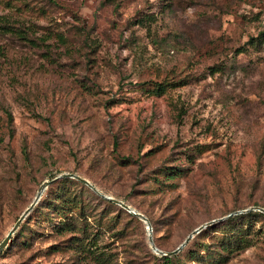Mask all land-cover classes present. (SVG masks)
<instances>
[{"label":"rangeland","instance_id":"1","mask_svg":"<svg viewBox=\"0 0 264 264\" xmlns=\"http://www.w3.org/2000/svg\"><path fill=\"white\" fill-rule=\"evenodd\" d=\"M0 264H264V0H0ZM102 194V195H101ZM229 214H231L229 216ZM169 256V255H168Z\"/></svg>","mask_w":264,"mask_h":264},{"label":"water","instance_id":"2","mask_svg":"<svg viewBox=\"0 0 264 264\" xmlns=\"http://www.w3.org/2000/svg\"><path fill=\"white\" fill-rule=\"evenodd\" d=\"M61 177H71V178H75L81 182H83L84 184H86L88 187H90L92 190H94L95 192L99 193L98 190L85 178L79 176L78 174H74V173H70V172H64L61 173L59 175H57L56 177H54L51 180H45L38 188L34 199L32 200V202L30 203V205L21 213V215L18 217V219L16 220V222L14 223V225L11 227V229L8 231V233L6 234V236L3 238V240L0 242V252L1 250L7 245V243L10 241L12 235L14 234V232L17 230V228L19 227L20 223L23 221V219L30 213V211L33 209V207L35 206V204L39 201L42 192L44 191V189L48 186L49 183H51L52 181L61 178ZM100 194V193H99ZM102 195V194H101ZM103 197L112 200L113 202H115L116 204H119L121 207H123L124 209L128 210L130 213L136 215L137 217H139L141 220L144 221L145 223V228L147 230V234H148V242L150 245V248L156 252L157 254H160L161 256H170L173 255L175 253H177L178 251L181 250V248L193 237L194 234L198 233L204 226L200 225L197 228H195L190 234H188L186 236V238L184 239V241L177 246V248H175L172 251L169 252H164L162 250H159L153 241L152 238V227L151 224L149 222V220L146 218V216H144L142 213H140L139 211H136L135 209L131 208L129 205H127L126 203H124L123 201L119 200V199H115L111 196H106V195H102ZM253 209H257L261 212L264 213V208L262 207H253ZM231 214H229L230 216Z\"/></svg>","mask_w":264,"mask_h":264},{"label":"trees","instance_id":"3","mask_svg":"<svg viewBox=\"0 0 264 264\" xmlns=\"http://www.w3.org/2000/svg\"><path fill=\"white\" fill-rule=\"evenodd\" d=\"M63 179H65V180H68V181H73V182H75V183H78V184H80V185H83V186H87L86 184H84L83 182H81V181H79V180H77V179H75V178H71V177H63ZM90 188V187H89ZM94 191V190H93ZM95 192V191H94ZM256 213H258L260 216H264V213L263 212H256ZM139 218V217H138ZM140 219V218H139ZM141 220V219H140ZM152 227V226H151ZM153 238V237H152ZM154 241V240H153ZM154 244H155V242H154ZM156 246V245H155ZM157 247V246H156ZM158 248V247H157ZM159 249V248H158ZM176 254L177 253H175V254H173V255H170V256H160V259L163 261V262H165L166 264H169L170 262H171V260H172V258L173 257H175L176 256Z\"/></svg>","mask_w":264,"mask_h":264},{"label":"bare ground","instance_id":"4","mask_svg":"<svg viewBox=\"0 0 264 264\" xmlns=\"http://www.w3.org/2000/svg\"><path fill=\"white\" fill-rule=\"evenodd\" d=\"M143 221V220H142ZM144 222V221H143ZM145 224V223H144Z\"/></svg>","mask_w":264,"mask_h":264}]
</instances>
